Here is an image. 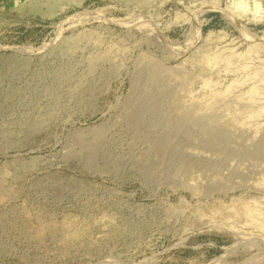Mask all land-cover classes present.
<instances>
[{"label":"rangeland","instance_id":"rangeland-1","mask_svg":"<svg viewBox=\"0 0 264 264\" xmlns=\"http://www.w3.org/2000/svg\"><path fill=\"white\" fill-rule=\"evenodd\" d=\"M37 1V8H26L21 13L15 7L0 5V164L19 153L39 156L35 173L60 168L66 175L82 179L85 189L75 193L72 183L57 193L39 189L36 200L45 202L47 213L57 220L56 226L50 228L37 224L32 214L24 219L19 216L24 196L32 189L31 181L27 179L23 192L16 199L2 202H11L14 209L0 210V237L8 243L4 250L0 249V264H264V232L251 224L238 223L239 236L245 237L241 239L223 225L216 229L208 228L209 224L198 226L196 214L189 219L182 211L167 215L169 206L181 198L191 203L210 198L205 192L194 197L196 188L192 184L163 174L145 180L138 170L118 175L84 169L69 164L60 155L67 144L68 132L109 121L117 114L120 103L132 88L135 55L140 51H146L162 62V68L171 69L176 64L179 66L192 49L200 46L210 52L222 50L224 53L229 52L228 47L242 52L251 43L264 46V0H257L260 12L244 14L226 11L231 0H147L145 4L136 0H68L56 5L51 13L47 10V0ZM158 33L164 36L162 45L151 41V35ZM91 34L101 37L104 48L116 44L125 49L118 73L97 84L92 101L84 103V110L80 113L70 110L60 113L53 121L54 132L45 141L34 147L26 144L20 148L2 144L6 139L2 128L15 120H22L23 110L29 113L32 109L31 100L46 103L40 96L33 97V86L42 87L44 82L30 81L29 71L49 72L55 65L67 64L70 62L68 57L50 49L68 37L80 36L82 43H87ZM261 52L252 53L242 61L234 59L233 64L246 63L248 68L243 66L245 71L238 65L227 72L216 69L212 78L221 85L215 87L224 88L236 74L244 75L248 70L264 68V52ZM8 59H15L18 63L10 66ZM233 71L237 73L233 74ZM248 83L235 86V91L232 89L227 95L231 98L244 92ZM200 85L198 83L196 87ZM261 101L264 102L262 95L256 105ZM258 118L261 132L264 131V112ZM201 149L210 151L206 147ZM247 150L251 160L264 158L263 152ZM139 151L136 148V154ZM201 177H197L198 184L204 181ZM238 192L224 189L214 191L212 195L230 200ZM243 193L261 196L251 189ZM66 213L92 217L84 235L69 242L64 240L60 225ZM104 213L115 217L105 220L102 218ZM113 226L118 229L114 230ZM249 241L256 245L246 250ZM235 242L245 243V246ZM227 249L232 254H228ZM256 258L257 261L252 262Z\"/></svg>","mask_w":264,"mask_h":264},{"label":"bare ground","instance_id":"bare-ground-1","mask_svg":"<svg viewBox=\"0 0 264 264\" xmlns=\"http://www.w3.org/2000/svg\"><path fill=\"white\" fill-rule=\"evenodd\" d=\"M65 1L68 0H47L48 12H53L56 5ZM146 1L136 0L142 4ZM0 5L15 7L21 13L26 8H37L39 4L37 0H0ZM226 11L237 14L260 12V4L257 0H231ZM163 37L160 33L152 34V40H149L162 45ZM50 50L68 57L70 62L55 65L49 72L29 71L30 81L44 82L42 87L33 86V97L40 96L46 103L40 104L32 98L30 112L23 110L22 120H15L2 128L6 136L2 144L6 143L7 147L20 148L26 144L34 147L54 132L53 121L60 113L69 110L80 113L84 110V103L92 101L97 84L118 73L125 53V49L116 44L104 48L101 37L95 34L90 35L87 43H82L80 36L68 37ZM79 50L81 52H77ZM228 50L227 53L222 50L210 52L200 46L192 49L179 66L176 64L171 69L162 68V62L146 51L137 52L132 88L120 103L117 114L109 121L68 132L61 158L71 165L94 171L104 170L121 175L126 171L138 170L145 180L162 174L182 180L195 186L194 197L205 192L210 198L196 203L179 198L167 209L168 216L182 211L184 217L189 219L196 214L198 226L209 224L208 228L216 229L223 225L236 237L241 232L238 226L240 222L264 232V158L251 160L247 150L250 148L254 153H264V131L260 132L262 127L258 125V117L264 112V102L256 105L261 95L264 97V68L248 70L241 76L236 74L224 88L215 87L217 83L212 78L216 69L227 72L238 65L233 64L234 59L239 61L252 53L264 52V46L251 43L242 52L230 47ZM8 62L10 66L18 63L15 59H8ZM241 65L238 66L242 69L247 66L244 62ZM246 82H249L248 88L243 93L231 98L227 95L235 86L246 85ZM198 83L201 85L197 88ZM226 95L229 100H226ZM136 148L140 149L139 154H136ZM226 150L229 152L226 153ZM39 159V156L19 153L12 158L7 157L4 164H0V210L14 209L11 202H2L16 199L23 192L26 180L30 179L32 189L24 196L19 216L24 219L32 214L37 224L52 228L57 220L49 216L45 202L36 200L39 189L57 193L72 183L77 193L83 191L85 185L82 179L66 175L60 168L35 173ZM224 168L229 170L226 172ZM32 171L34 173L29 175ZM197 177L204 179L203 184H198ZM224 189L239 192L230 200L212 195L214 191ZM247 189L261 196H247L243 193ZM114 217V214L104 213L102 218L112 220ZM91 222V216L64 214L60 220L64 240L69 242L84 235ZM113 229L117 230L118 226H113ZM7 244L0 237V249L4 250ZM253 244L256 245L249 241L244 245L245 249L251 250ZM230 249L226 250L228 254H232ZM22 260H26L25 257ZM253 261H257V258Z\"/></svg>","mask_w":264,"mask_h":264}]
</instances>
